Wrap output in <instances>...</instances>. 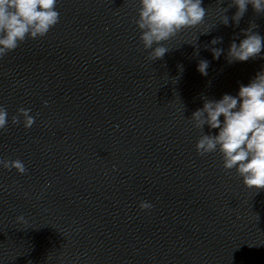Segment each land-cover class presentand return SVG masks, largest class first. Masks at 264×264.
I'll return each mask as SVG.
<instances>
[{
	"label": "clouds",
	"instance_id": "1",
	"mask_svg": "<svg viewBox=\"0 0 264 264\" xmlns=\"http://www.w3.org/2000/svg\"><path fill=\"white\" fill-rule=\"evenodd\" d=\"M202 0H140L139 18L136 24L141 31L140 40L149 59H162L169 51L164 41L182 29L203 22L206 10ZM57 0H0V58L12 52L26 39L44 37L60 19L56 10ZM251 5L256 13H264V0H232L237 11L232 17L236 24ZM229 18L225 16L226 26ZM245 38L230 44L229 62H246L260 56L264 48V37L244 30ZM222 38H214L217 44ZM213 57L219 59L222 49L212 48ZM208 61L201 60L197 70L207 75ZM30 110L20 108L12 123H20L23 116L25 128L34 124ZM7 110L0 107V130L7 127ZM223 117V119H221ZM195 126L218 130L213 135L202 134L196 143V151L203 156L219 149L226 170L236 169L243 183L250 189H264V71L256 74L248 85L241 84L236 96L224 94L219 100L205 99L203 107L192 114ZM5 168H14L20 174L27 170L20 160L0 161ZM142 209L151 205L142 202ZM19 219L23 220V217Z\"/></svg>",
	"mask_w": 264,
	"mask_h": 264
}]
</instances>
